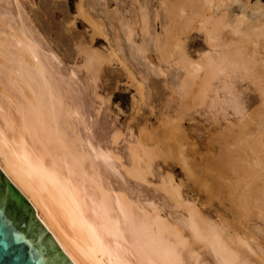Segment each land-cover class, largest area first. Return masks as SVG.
Listing matches in <instances>:
<instances>
[{"label": "bare ground", "instance_id": "1", "mask_svg": "<svg viewBox=\"0 0 264 264\" xmlns=\"http://www.w3.org/2000/svg\"><path fill=\"white\" fill-rule=\"evenodd\" d=\"M150 1L140 0L139 3L145 10H141L143 21L140 18L142 23L145 22L143 29H140L143 35L142 45L132 44L137 42L133 39L135 30L133 32L132 29L134 24L136 26V20L129 23L124 17H117L119 26L116 25L115 28L119 30L123 26L125 30H120L125 33L123 36L116 33L114 38L109 37L108 30H103L106 29L103 28V23L102 29L101 22L91 23L105 35L115 54H119L117 51H125L123 44L128 42V46L130 43L132 48L129 47L132 51L128 53L134 57L133 61L137 63L138 60H143V69L139 68L136 72L141 76V82L137 81L138 78L135 79L136 84H143V87L139 85L142 87L141 91L150 90L148 81L156 82L153 76L160 78L163 75L167 79L166 75L173 73L169 87L173 96L178 94L176 97L180 108L171 120L163 117L164 125L168 122V126L164 127L170 129L168 131L173 133L170 132L173 139L176 137V141L171 140L174 143L172 147L178 143L177 153L180 156L177 157L180 158V164H183V173L187 178L198 182L201 187L204 185L208 191L219 189V185L227 188L230 195L228 199L231 198L237 210L234 213L238 214L235 215V221H232L237 225L232 226L235 228L232 231L235 232L245 224L244 221L254 216L264 217V4L260 0L254 5H249V0H230L243 6H240L241 12L232 15L230 2L225 0H161L164 12L160 10L155 15L160 17L158 20L161 19V27H164L160 36L153 33L152 21V28L148 25ZM92 3L98 14H106V10L101 11L103 6H100L98 0ZM12 4L15 5V11ZM83 5L80 3L78 8L84 14L87 9L85 11ZM25 6L24 0H0V168L11 181L8 180L20 189L19 192L24 193L34 207L36 216L70 261L73 264H203L198 249L206 248L216 256L220 255L217 256L218 264H256L249 260V249L244 248L248 246L252 247L250 250L255 249L250 246L254 243L250 244L246 238L247 232H244V238L235 232L234 236H238L233 239L230 231L232 228L229 230L228 225H224L226 221H211L203 215L200 208L198 210V206H193L194 202L185 201L181 190L184 180H181L182 185L176 184L173 174L172 177L167 171L165 173L168 177L160 184L162 192L164 190L186 212L183 219L175 222L162 213L161 206H157L154 200L148 202L145 198L147 201H142L140 197L134 196L130 186L114 183L113 176L118 175L122 176L123 182L133 179L147 182L148 175L154 173L153 156L158 154L154 150L159 145L153 151H150L152 146L147 143L146 148L142 147L143 143L131 146L128 165L114 145L118 143L119 137L113 135L115 141L111 145L95 139L92 129L94 126L89 117L83 108L75 104L71 88L72 76L65 79L62 71H59L62 63L60 64L58 57L57 31L53 26L44 28V19L37 10L39 7L31 9L29 13ZM248 8L251 13H248ZM111 25L114 27L112 22ZM195 28H198L197 32L200 29L204 34L203 40L206 43V49L199 51L196 57L187 47L190 33ZM150 41L156 44L154 46L157 49L153 48L160 52L157 53L160 62L167 64H155L146 55L151 47ZM83 52L87 70L95 71L93 77L96 78L95 73L98 74L96 71L100 70L98 66L102 69L100 65L104 60L107 61L106 55L92 46ZM110 58L108 57L112 62L113 59ZM120 58L123 59L120 56L118 62L127 63ZM137 64L140 66L139 62ZM160 64H169L167 69H172L170 73ZM124 66L127 67L126 64ZM131 68L130 70L133 69ZM73 73L76 75V72ZM133 76L136 78V74ZM133 76L129 77L135 81ZM238 76L254 81V86L260 93V105L248 114L245 103L239 98L240 91L235 92V78ZM169 87L167 88L170 89ZM148 90L150 93L143 92L140 95L146 93L145 96H151V91ZM166 106L169 108L170 105ZM196 107L205 108L209 120L218 123L221 118L224 121L230 119L229 108L240 115L239 120L231 119L230 122H225L227 124L223 123L225 127L222 124L220 132L216 128L211 129L210 139H205V144L201 137H206L199 132L201 128L190 127L195 130L200 146L202 143L205 145L203 149H207L203 154L200 148H191L190 152L186 150L188 153L182 150V146L190 139L187 138L190 131L188 134L182 133L184 124L181 121L187 115L194 118L191 111ZM219 112L222 117L217 114ZM170 133L166 130V135L171 137ZM168 139H159V142L172 148ZM143 141L146 142L145 139ZM217 141L220 144L219 150L213 149L214 142ZM172 149L167 153L171 154ZM212 149L215 151L211 152ZM172 152L176 154V151ZM196 152L202 154L200 161L190 159L191 154L194 156ZM172 156L175 160L176 155ZM204 187L201 188L202 192ZM206 189L205 194L208 193ZM210 194L212 195V191ZM237 232L240 233L239 230ZM257 255L261 257L262 254Z\"/></svg>", "mask_w": 264, "mask_h": 264}, {"label": "rangeland", "instance_id": "2", "mask_svg": "<svg viewBox=\"0 0 264 264\" xmlns=\"http://www.w3.org/2000/svg\"><path fill=\"white\" fill-rule=\"evenodd\" d=\"M98 1H99L100 6H103V7H101V11L106 10V14H104L103 12L98 14L96 7L93 6L94 4L93 3L91 4V2H94V0H29V1L24 0V5H27V6H25L26 7L25 9H26V11L29 10L28 11L29 13H31V11H30L31 9H37L39 7V9H37V10L41 13L42 18L44 19L42 21L44 28L49 29L50 26L51 27L53 26L54 29L57 31L56 41H57V47H58V57L60 60V64L62 63L60 65L59 71H62L61 73L65 79H69V76H72L71 88L73 89V92H74V96H75L74 98H75V102H76L75 104L77 106L83 108V111L89 117L91 125L94 126V127H92V129H93L94 134H95V136H94L95 139L98 138L102 142H106L107 144L110 143L109 145H111L113 143V141H115L114 138L119 137L120 139L119 138L117 139L118 143L114 144V145L117 146L116 147L117 152L122 155L125 163L128 165L130 164L129 148L131 146L139 145V144L143 143V145L141 144L143 148L144 147L146 148L147 145L152 146L151 148H149L150 151H153L152 149H155L154 147L157 146V144L160 146V147L158 146V148L161 151L157 147L154 151L155 152L158 151V154L155 153L156 156H159V153H161L162 155L160 154L159 158L161 156H163V158L161 157L159 159L157 157L158 159L156 158V160H155L156 156L155 155L153 156L154 157V159H153V169H154L153 171H154V173L148 175V181L147 182H137L134 179L128 180L127 182H123L122 176L118 175L117 177L113 176L114 183L116 185L119 184V185H124V186H128V187L130 186L129 188L133 189L132 191L134 192V196L140 197V199L142 201L146 200L145 198H147L148 202H152L154 200V203H156L157 206H159V207L161 206L160 208L163 211L162 213L165 216L169 217L173 222H175L176 220L183 219L184 216H186V212L182 208H179L177 206V204L175 202H173V200L168 195H166L164 193V190L162 192V190L160 188V184H162L163 179L165 177L166 178L168 177L167 174H171V176L173 174L174 177L173 176L172 177L175 179L176 184L181 183V185H182L181 180L182 181L184 180V182H183L184 185L181 186V190L183 191L182 193H183V198L185 201L188 200V201H191L192 203L194 202L193 206H195V205H196V207L198 206V210L200 208V211H202L203 215L206 216L207 218H209V220H211V221L220 222V220L221 221L223 220L222 223L224 221H226V222L228 221L227 223L224 222V225L225 224H226V226L228 225L227 227L229 228V230H230V228H232L230 230L232 234L231 233L230 234L233 235L232 236L233 239H234V237L238 236L239 234L242 236V238H244L247 235L246 238L249 239L250 244L254 243L255 246L257 245V247H255L254 244L253 245L249 244L250 246H253V248H255V249H252L253 251L250 250L252 247L250 248L248 246H244V248L247 247V249H249V251H250L249 252L245 248V250H247V252L250 253L249 260H251L253 262L255 261L256 264H264V256H263L264 255V217L254 216L253 218L249 219L248 221H244L245 224L241 225L242 227L240 226L241 227L240 229L236 228L237 231L239 230L240 233L235 231L236 234H238V235L234 236L235 232L232 230H235L234 227H237V225H236V223H233V222L235 221L234 218L237 217L235 215H238V214L234 213V210L235 211H237V210H236V207L233 206L232 201L230 200L231 198L228 199V197H230V195L227 192L228 191L227 188H224L222 186L220 187V185L217 184V185H219L218 186L219 189H213L214 191L211 189L210 191H208V189H206L204 187V185L202 184L203 185L202 187H204L202 189L203 190V192H202L201 191L202 187L199 186V183L198 182L196 183L193 179L187 178V176H185L183 173L184 172V170L182 168L183 164L182 163L180 164V162H181L180 158L177 157V156H180L179 153H177L178 143H176L174 145V147H172V145L174 144L171 142V140L173 139V135H172L173 133L171 131H168V129H169L168 127H167L168 129H166L164 127L165 125L168 126L166 124V123H168L166 120H168V119L171 120L170 119L171 117H175L176 114H178V110H179L178 108H180L178 97H176V96H178V94H175L173 96L172 95L173 92L171 91V88L169 87L171 80H172L173 73L171 72V74H168V76L166 75L167 79H164L165 77H163V75H161L160 78L158 76L157 77L153 76L154 79L156 80V82L153 83V81H151V82L148 81L150 90H148L144 87L143 89H146V90L141 91L143 84H141V83L139 84V82H138V84H136L138 80L139 81L141 80V78H140L141 76L139 74L137 75L136 72L139 70V68L141 69L143 67V66H141L142 65L141 63H143L142 62L143 60L142 59L138 60L139 65H140V66H138V64H137L138 62L136 61L137 63H135V61H133V60H135L134 57H132L131 53H128V52L132 51L131 50L132 48L130 46L131 44L129 43V46H128V44H127L128 42H125L124 43L125 45L123 44V46H125L124 47L125 51L123 50V51H117V52L119 53L118 54L119 57L120 56L123 57V59L120 58V60H123V61L125 60L124 62H127L128 65H130V66L133 63L131 66L133 69L129 66L132 69V70H130L127 63H122V61L118 62L119 57L117 54H115L111 50L112 45L109 43V41L107 40L105 35L104 34L102 35L101 30L98 29L97 26H95L91 23L92 21L93 22L97 21V23L101 22L100 23L101 29H102V23H103V25H105V27H103V28H106L103 30H106V31L108 30L109 37L112 36V38H114L113 36H115L116 33L120 34V36H123L122 34L125 33V32H123V33L121 32L123 29L125 30V28L123 26L120 27V29L123 28L122 30L119 29L120 31L117 28H115L116 25L119 26L117 24L118 23L117 17L118 18L124 17L125 21H127V22L129 21V23L135 22L133 20H136V26L134 24L133 25L134 28H132V29H133V32L135 30V32H134L135 35L133 34L134 35L133 39L137 42L136 43L134 42L132 44L133 45L134 44L142 45L143 41H142L141 37L143 35L141 34L142 32L140 33V31L143 29V25L145 22H143V23L141 22V19L143 21V15L141 14V12L142 11L144 12L145 10L142 9L141 4H139L140 0H137L138 3L136 2V0H135V2H134V0H98ZM225 1L230 2V6L233 9L232 11L230 10V13L232 15L233 14L235 15L236 13L241 12V9L243 8V6L240 5L239 2L234 3V2H231L230 0L229 1L225 0ZM249 1H250L249 5H251V4L254 5L255 2L256 3L258 2V0H249ZM260 2H261V4H264V0H260ZM80 3H81V5L84 4L83 6L85 7V11L87 9L86 13H84V14H83V11L80 10L81 8L80 9L78 8V7H80ZM232 3H234V4H232ZM89 4L92 6H90ZM150 4H149L150 6L148 8L150 10V12H148V13L149 14L151 13V14L148 17L149 18L148 23H150L148 25H150V27L154 25L155 27L153 26V30L152 29L151 30L153 31V33L156 32V35L161 36L162 32H164L162 30V29H164V27L163 26H162L163 28L161 27V25H163L161 19L158 20V18H160V17L159 16L156 17L155 15H157L158 11H160V10H161V12H164L163 8H161L162 2H161V0L160 1L159 0H151ZM11 7L15 11V5L12 4ZM116 10H117V12H116ZM130 10H132V11H130ZM149 10H147V11H149ZM131 12H133V13H131ZM129 13H130V15H129ZM154 13H156V14H154ZM248 13H251V10L249 8H248ZM134 14L136 16H134ZM107 15H108V17H107ZM85 16H86V18H85ZM110 17L113 21L110 19ZM248 17L252 18V16L250 14H248ZM254 18L256 19L258 17H254ZM108 20H110V21H108ZM154 20H155V23H154ZM89 21H90V23H89ZM139 21L142 23V26H141V23ZM150 21H152L153 25H151ZM111 22H112L114 27H112ZM137 23H138V25H137ZM113 29H115V30H113ZM196 29L198 30V28L192 29L190 34L191 35L193 34V35L192 36L190 35L189 39L187 41L188 50L190 51V53H192V55H194V57H196V54L199 51L206 49V43H204L205 41L203 40L204 34H202L200 29L198 32L196 31ZM161 30H162V32H161ZM117 31H119V32H117ZM160 32H161V34H159ZM195 34H197V35H195ZM135 36H136V38H134ZM79 43L81 45H79ZM154 44H155L154 42L153 43L151 42V47H149L150 50H148L149 52H146V55H148L149 59H151L155 64H159V63L165 64L166 62H162V61L160 62V59H158L157 53L160 54V52L155 50L156 47L154 46ZM109 45H111V47ZM91 46H92V48H97L99 51H103L104 56L106 55V57H107L106 58L107 61L102 60L104 62L101 64L102 66L100 65V67H102V69L99 68V66H98V69H100V70H99V72H98V70L96 71L98 73V74L95 73V75H97L96 78L93 77L94 76L93 74L95 71L93 72L91 70L90 71L87 70V65L85 62L86 56H85V53L83 52L84 49L90 48ZM153 47H155V48H153ZM114 48H116V47L114 46ZM112 49H113V47H112ZM128 49H130V51ZM117 50H119V49H117ZM153 50H155V51H153ZM111 52H113L115 55ZM123 52H125V53L123 54ZM124 55H125V59H124ZM108 57L109 58L111 57L110 58L111 60L113 59L112 62L108 59ZM124 64H126V66L128 67V68L126 67L127 69L125 68ZM160 65L162 66V64H160ZM167 66L164 65L162 67L164 69H166L167 71H169L167 69ZM70 69L73 71H71ZM169 69H171V68H169ZM130 71H134V72L132 73ZM170 71L167 73H170ZM66 72H68V74H66ZM72 72H76V75H74V73L72 74ZM128 72L132 73L131 74L132 76H133V74L134 75L136 74V78L134 76L132 77V78H134V80L138 78L137 81L135 80L136 82L132 81L133 79H131V77H129L131 75H128V74H130ZM131 81H132V83H134L133 85H132ZM165 81H167L168 83L166 84ZM137 85L138 86L140 85L142 87L139 86L140 89L138 88L139 89L138 90L136 88ZM163 85L165 88L163 87ZM235 85H236V86H234L235 89L237 88V90H235V92L240 91V92H238V93H240L239 98L242 100L243 103H245L244 105H246L245 106L246 114L250 113V110L252 111L253 109H257V106L260 105V100H259L260 99V93L258 92L256 86H254L255 85L254 81H252L251 79H246L245 77L242 78V76L241 77L238 76L235 78ZM167 87H169L170 89H168ZM147 90L151 91V96H149L148 94H147L148 97L145 96L146 93H150V92H147ZM139 91H141V92H139ZM143 92H146V93H145V95L141 96L140 94H142ZM143 96H144V98H143ZM173 98H174V100L171 101V99H173ZM169 99L171 101V104L169 103L170 102ZM167 100H168V102H167ZM166 105H170L171 107L169 106V108H168V106H166ZM204 109L205 108H203V107H196V108L192 109L191 112H192L194 118H192L191 115H187L186 116L187 118L184 119L183 121H181L184 124L182 127V131H183L182 133L188 134V132L190 131L189 132L190 136L188 135V137H187L188 139L190 137V139L187 140L188 143L185 141L186 143L183 142V143H185V145L182 146V150L185 153L187 152L186 150H188V152H190L191 148L192 149L200 148V151H202V154H203V152H207V149H203V148H205L204 144L206 143V141H208V139H210L209 138L210 137L209 132H211V129L216 128L217 132L218 131L220 132L223 128V127H221L223 123L227 124L225 122H227V121L230 122L229 120H231V119L232 120L233 119L239 120V118H240L239 114L234 113L233 108H229L228 114L230 115V113H231V115L230 116L227 115V116H229L230 119L224 121V119L221 118L220 119L221 124H219L220 121H219V123L217 121L213 122V120L210 121L207 114H206L207 110L206 109L204 110ZM96 110H98V111H96ZM175 110L177 111V113H175L176 112ZM210 114L211 113H208L209 116H211ZM217 114L222 117V115H221L222 113L219 112ZM165 115H166V117H165ZM163 117L166 118L165 125H164V120H163L164 118ZM161 124H163V125H161ZM190 127L191 128L192 127H194V128L200 127L201 128V130L199 132L201 133L202 136L206 137V138L201 137L204 140V144H202L200 142L201 143V146H200L199 141H198L199 139L197 138V134H196L195 130H192ZM224 127H225V125H224ZM163 128H165V132H164ZM132 129H133V131H132ZM152 129H153V132H152ZM141 130L144 131L143 132L144 134L141 132ZM162 130H163V133H161ZM166 130H167V132L172 133V134L171 133L169 134V135H171V137L168 136V134L166 135ZM146 133H148V134H146ZM117 134H118V136H117ZM162 134L164 135L163 138H167V137L169 138L168 141L167 140L166 141L169 144L171 143L170 145L173 149L170 147L168 148L164 142L161 143V141L163 140ZM97 135H100V136H97ZM156 135H157V137H156ZM140 136H141V139H140ZM154 137L156 138L155 140H154ZM158 137H159V139H161L160 142H159ZM133 138H135L137 140L135 141V139L133 140ZM138 139H140V140H138ZM143 139H145V141H146L145 143H144ZM174 139L176 141V137ZM174 139H173V141H174ZM205 139H206V141H205ZM138 141H140V142H138ZM135 142L138 144H136ZM217 142H214L215 144H214L213 149L217 148L219 150L220 144H219V142L217 144ZM146 143H147V145H146ZM144 144H145V146H144ZM170 149H172V151H176V154L173 153L172 151H171V154H168V153H170ZM213 149L211 152L215 151V150L213 151ZM166 150H169V151H166ZM202 154L200 155L197 153L194 156H192V154H191L190 159H192V161L193 160L200 161V159H201L200 157L202 156ZM168 155L171 157H169ZM172 155H176V158L174 156L175 160L173 159ZM175 166H177V167H175ZM167 171H168V173L166 174L165 172H167ZM199 172L200 171H198V173ZM125 179H128V178H125ZM185 179L188 181H186ZM206 184H208V183H206ZM155 185H157V187H154ZM137 187H140V189H138ZM198 187L200 190L198 189ZM134 188H135V191H134ZM205 189L207 190L206 192H208L206 194L204 191ZM219 190H220V193H219ZM199 191H201L203 194ZM211 191H212V195L210 194ZM22 194H24V193L22 192ZM140 194H142V196L144 195L143 196L144 198ZM218 195L219 196L221 195V196L219 197ZM216 196H218V197H216ZM186 197H188V198H186ZM191 198H193L194 200ZM149 199H150V201H149ZM36 215H37V213H36ZM219 215H221L222 219L219 217ZM233 225H234V227H232ZM244 232H247V234L244 235L245 234ZM187 233L190 234L189 231H187ZM246 238H245V240H246ZM198 250L201 253L203 264H218L217 260L219 261V258L217 256L219 254L216 256L215 254L211 253L206 248H199ZM255 250H256V253L254 252ZM257 254H262V255H260L261 257H259V255H257ZM256 255H257V257H256ZM216 257H217V259H215Z\"/></svg>", "mask_w": 264, "mask_h": 264}, {"label": "water", "instance_id": "3", "mask_svg": "<svg viewBox=\"0 0 264 264\" xmlns=\"http://www.w3.org/2000/svg\"><path fill=\"white\" fill-rule=\"evenodd\" d=\"M0 264H73L1 168Z\"/></svg>", "mask_w": 264, "mask_h": 264}]
</instances>
